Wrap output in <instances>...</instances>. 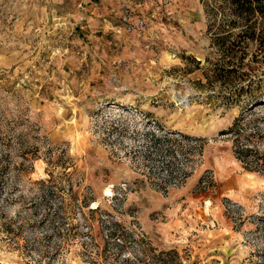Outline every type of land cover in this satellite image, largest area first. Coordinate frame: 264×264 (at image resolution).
<instances>
[{
	"label": "rangeland",
	"instance_id": "rangeland-1",
	"mask_svg": "<svg viewBox=\"0 0 264 264\" xmlns=\"http://www.w3.org/2000/svg\"><path fill=\"white\" fill-rule=\"evenodd\" d=\"M224 11L0 0V264H264V169L225 133L264 106L212 81Z\"/></svg>",
	"mask_w": 264,
	"mask_h": 264
},
{
	"label": "trees",
	"instance_id": "trees-1",
	"mask_svg": "<svg viewBox=\"0 0 264 264\" xmlns=\"http://www.w3.org/2000/svg\"><path fill=\"white\" fill-rule=\"evenodd\" d=\"M218 1L225 11L222 12L217 26H214L217 31L211 36V46L218 54V59L211 69L212 81L230 86L231 90L221 95L222 101L228 105L238 103L241 97L246 95L243 98L251 100L252 105L264 106L262 85L256 79H250L245 69L253 61L246 59L250 43H255L256 47L264 52V0ZM213 15L215 21L217 14ZM208 28L211 29V25ZM244 80H249L248 84L242 85ZM260 120L264 121V116H258L243 124L244 121H240L238 117L225 131L233 136L236 157L246 169L252 171L264 169V157L258 156V151L247 143L254 141V137L264 138V126L256 123ZM252 122L254 123L252 131L246 133V128ZM241 138L246 142H242Z\"/></svg>",
	"mask_w": 264,
	"mask_h": 264
},
{
	"label": "bare ground",
	"instance_id": "bare-ground-1",
	"mask_svg": "<svg viewBox=\"0 0 264 264\" xmlns=\"http://www.w3.org/2000/svg\"><path fill=\"white\" fill-rule=\"evenodd\" d=\"M109 192V189L108 188H106V193H108Z\"/></svg>",
	"mask_w": 264,
	"mask_h": 264
}]
</instances>
